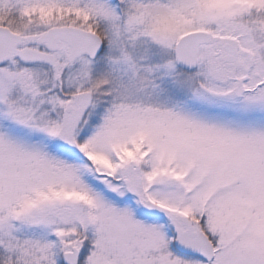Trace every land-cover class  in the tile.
Instances as JSON below:
<instances>
[{
  "label": "snow or ice",
  "instance_id": "6c2138e0",
  "mask_svg": "<svg viewBox=\"0 0 264 264\" xmlns=\"http://www.w3.org/2000/svg\"><path fill=\"white\" fill-rule=\"evenodd\" d=\"M0 264H264V0H0Z\"/></svg>",
  "mask_w": 264,
  "mask_h": 264
}]
</instances>
